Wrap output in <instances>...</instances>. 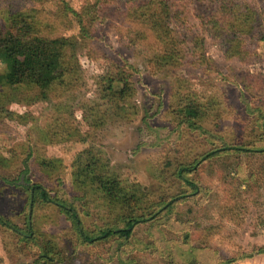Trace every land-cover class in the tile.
Masks as SVG:
<instances>
[{"label":"rangeland","instance_id":"1","mask_svg":"<svg viewBox=\"0 0 264 264\" xmlns=\"http://www.w3.org/2000/svg\"><path fill=\"white\" fill-rule=\"evenodd\" d=\"M165 1L173 13V35L185 55L180 68L163 65L165 44L135 16L133 0H104L95 38L86 43L75 39L76 48H69L76 79L57 84L46 97L30 88L0 86V215L22 228L32 217L37 240L42 245L52 242L54 259L41 258L38 246L18 241L0 226V264H171L147 247V225L122 248L113 241L79 242L72 223L56 208L29 207L26 180L54 194L83 198L76 204L89 213L86 227L94 229L109 221L113 211L103 192L84 191L77 181L90 149L125 184L143 187V194L155 201L185 192L187 187L177 178L179 165L220 145V138L230 145L259 140L264 0ZM64 2L81 13L97 0H0V25L7 10L35 9L56 36L76 38L79 24L70 14L65 16ZM233 5L252 14L249 27L255 26L256 36L240 30L236 20L217 32L211 17H221L222 9ZM114 65L133 68L134 83L125 89L124 99L107 97L106 84L101 83ZM183 96L211 104L204 123L207 133L178 124L173 110ZM99 119L103 122L97 123ZM191 178L201 192L179 202L172 227L166 224L160 233L171 242L188 233L194 245H211L229 257L264 245L263 154L220 156L202 163ZM180 251L174 247L176 255ZM235 264H264V255Z\"/></svg>","mask_w":264,"mask_h":264},{"label":"trees","instance_id":"2","mask_svg":"<svg viewBox=\"0 0 264 264\" xmlns=\"http://www.w3.org/2000/svg\"><path fill=\"white\" fill-rule=\"evenodd\" d=\"M35 1L44 2L46 0ZM103 1L97 0L95 3L87 4L81 13L71 8L66 2L63 3L65 16L70 14L77 19L79 24V34L76 38L56 36L54 27L41 20L35 9L7 10L3 24L0 25V86L4 84L11 89L30 88L38 90L41 96L46 97L49 90L57 84L66 85L69 78L76 79L77 69L70 57L69 48H76L75 39L86 43L95 38L94 28L99 20V11ZM132 4L135 16L139 17L149 27L152 34L165 44L160 55L163 65L180 68L185 55L179 47V40L173 35L171 26L173 13L167 2L165 0H133ZM237 7L238 9L233 5L222 9V16L211 17V23L214 27L218 26L216 30L219 33L222 25L236 20L240 30L246 28L247 32L256 36L255 26L249 27L254 17L251 13H243L238 5ZM241 20H244V24ZM1 67H4L5 73L1 72ZM129 68L114 65L106 75L101 77V83L106 84L104 90L108 94L107 97L124 99L127 96L125 89L132 87L134 83L133 74ZM116 85L121 87L117 88ZM177 102L173 114L178 124L190 130H201L207 133L204 123L211 114V104L202 103L196 96H183ZM101 121L103 122L99 119L97 123ZM256 122V127L260 131L259 140L249 144L230 145L226 139L220 138V145L201 153L192 162L179 165L177 178L187 187L185 192L155 201L149 200L143 194V187L125 184L118 175L109 170L107 165H104L102 158L90 149L89 162L79 169L77 181L84 191L103 192L111 201L113 211L109 221L101 226H95L94 229L86 227L85 221L89 213L85 209H80L76 204L83 202V198H69L59 193L54 194L46 186L40 183L30 184V180L27 179L26 186L30 185L29 207L33 211L39 205H50L56 208L72 223L78 241L85 244L113 241L121 243L120 248H122L134 242L135 232L147 225L150 229L146 234V242H150L147 247L153 248L160 258L168 259L171 264H235L240 260L264 255L263 245L254 247L252 252L244 253L240 257H229L211 245H194L188 233H185L184 237L176 236L171 242V239L159 230L166 224L172 227L173 216L177 212L179 202L195 198L201 192L200 186L191 178V175L202 163L220 156L228 157L234 154L249 155V158L252 155L263 154L264 156L263 112L259 113ZM212 136H214L213 139L217 138L213 134ZM0 226L13 233L18 241L38 246L41 250V258L48 262L54 260L52 242L47 241L45 245H42L37 240L36 226L32 217L28 216V225L22 228L6 216L0 215ZM157 232L158 235L155 234ZM138 242L146 243L143 240H138ZM164 243L166 245H163ZM174 247L181 249L178 255L174 253Z\"/></svg>","mask_w":264,"mask_h":264}]
</instances>
